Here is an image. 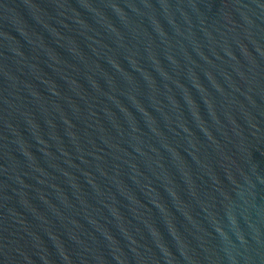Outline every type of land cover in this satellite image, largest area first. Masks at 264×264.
Returning a JSON list of instances; mask_svg holds the SVG:
<instances>
[{"label":"water","instance_id":"obj_1","mask_svg":"<svg viewBox=\"0 0 264 264\" xmlns=\"http://www.w3.org/2000/svg\"><path fill=\"white\" fill-rule=\"evenodd\" d=\"M0 264H264V0H0Z\"/></svg>","mask_w":264,"mask_h":264}]
</instances>
